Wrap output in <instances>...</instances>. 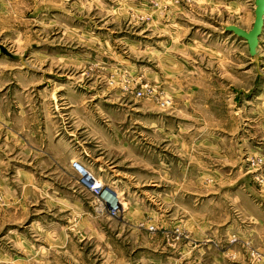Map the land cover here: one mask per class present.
Returning a JSON list of instances; mask_svg holds the SVG:
<instances>
[{"label":"rangeland","instance_id":"obj_1","mask_svg":"<svg viewBox=\"0 0 264 264\" xmlns=\"http://www.w3.org/2000/svg\"><path fill=\"white\" fill-rule=\"evenodd\" d=\"M253 7L0 0V264H264Z\"/></svg>","mask_w":264,"mask_h":264},{"label":"water","instance_id":"obj_2","mask_svg":"<svg viewBox=\"0 0 264 264\" xmlns=\"http://www.w3.org/2000/svg\"><path fill=\"white\" fill-rule=\"evenodd\" d=\"M253 20L250 28L244 29L234 23H229L223 26L224 30L230 31L235 35L244 39L247 45V52L251 56H256V45L258 35L264 23V0H253ZM0 53L10 58H21V55L12 53L3 44L0 43Z\"/></svg>","mask_w":264,"mask_h":264},{"label":"built area","instance_id":"obj_3","mask_svg":"<svg viewBox=\"0 0 264 264\" xmlns=\"http://www.w3.org/2000/svg\"><path fill=\"white\" fill-rule=\"evenodd\" d=\"M69 164L71 169H73V171L77 175V178L79 179V182L82 184V187L86 189H93L95 191L96 189L98 190L99 188L98 185L101 181L99 182V180H96V177L92 174V172L89 169H87L85 165H83L81 162H79L76 159H71Z\"/></svg>","mask_w":264,"mask_h":264},{"label":"bare ground","instance_id":"obj_4","mask_svg":"<svg viewBox=\"0 0 264 264\" xmlns=\"http://www.w3.org/2000/svg\"><path fill=\"white\" fill-rule=\"evenodd\" d=\"M106 202L108 203L109 206H111L112 208H115L117 206H119V200H115L114 196L109 195L106 199ZM116 203V205L114 206V204ZM114 206V207H113Z\"/></svg>","mask_w":264,"mask_h":264}]
</instances>
